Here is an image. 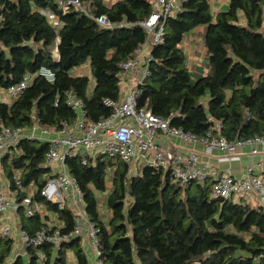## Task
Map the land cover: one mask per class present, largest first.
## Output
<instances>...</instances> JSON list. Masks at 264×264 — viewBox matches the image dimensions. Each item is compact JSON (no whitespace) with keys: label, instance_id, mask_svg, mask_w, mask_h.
<instances>
[{"label":"trees","instance_id":"trees-1","mask_svg":"<svg viewBox=\"0 0 264 264\" xmlns=\"http://www.w3.org/2000/svg\"><path fill=\"white\" fill-rule=\"evenodd\" d=\"M81 2L86 12L71 8L64 14L55 0H0V88L33 75L20 97L0 102V131L36 124L58 130L62 121L74 124L78 115L68 105L69 93L83 101L87 121L112 114L105 100H118L121 64L148 42L147 31L136 23L150 16L153 2ZM43 9L59 16V27ZM100 15L133 25L102 27L93 18ZM203 26L209 68L205 75L189 70L180 47L187 34ZM58 38L60 60L55 61ZM164 38L152 49L151 75L140 86L138 109L170 117L172 126L198 137L220 133L233 141L264 134V0H230L228 9L216 14L209 0H187L166 21ZM43 65L55 71V82L38 75ZM84 66L90 75L75 73ZM50 148V142L24 140L14 151L13 166L7 158L3 163L9 179L13 168L23 169L20 200L34 192L35 200L64 221L62 233H68L76 225L73 210L59 209L39 192L51 174L43 167ZM84 156L80 150L66 164L83 193L87 217L100 228L106 264H264L262 206L212 196L211 178L171 184L169 172L142 165L131 174V165L119 158L90 156L83 164ZM104 205L111 210L108 218ZM19 218L31 238L43 225L41 214L29 217L21 209ZM16 248L13 237L0 236V264H7ZM68 249L79 264L88 263L80 238H74L58 251L50 242L29 244L28 262L19 254L12 264H69Z\"/></svg>","mask_w":264,"mask_h":264},{"label":"built area","instance_id":"built-area-1","mask_svg":"<svg viewBox=\"0 0 264 264\" xmlns=\"http://www.w3.org/2000/svg\"><path fill=\"white\" fill-rule=\"evenodd\" d=\"M60 11L67 13L71 8L85 11L81 0H55ZM187 0H152L153 11L150 16L136 24L143 27L148 33L149 42L139 46L135 50V56L121 64L120 96L118 100L106 99L105 104L113 109L109 117L98 121H87L83 101L75 94H68V105L77 113L78 118L74 124L62 121V127L58 130L40 127L37 124L29 127H5L0 131V166L7 158L10 166H13L12 156L18 145L24 141L50 142L51 148L46 154V163L43 167L51 169L50 176L39 188L40 195L46 202L57 204L59 209L70 207L76 216L75 228L68 233H62L64 221L56 217L55 213L46 209L43 202L34 198V192L20 200L23 189V169L13 168L12 179L8 182L3 179L0 169V236L12 237L11 222L18 226L19 239L25 248L32 244L40 247L50 242L56 251L60 250L64 242H70L74 238L82 240L86 234L89 238L91 254L84 251L87 264H106L102 257L100 245V228L97 227L86 215L83 193L77 180L71 175L67 167V159L74 157L80 150L84 151L83 164H87L88 157H111L133 165V162H141V165L150 166L158 171L170 173V183L188 185L195 179L211 178L212 196L222 199H231L235 196L247 200L255 195L264 208V172L258 171L256 165H250L246 174L237 177L228 173H220L218 170L201 162L195 146L188 150L180 149L175 152L160 146L156 140L159 133L175 136L183 142L202 144L207 148L222 151L228 159L239 154L238 149L249 146L250 154L259 152L258 146L264 145V134L247 139L227 140L222 134H208L198 137L182 127L171 125V118L155 115L150 109L137 108V96L140 86L151 75L150 62L152 60L153 47L164 43V25L166 21L174 17L183 2ZM56 27L60 26L59 16L47 9L41 11ZM93 17V16H92ZM96 22L106 28L124 27L133 25L129 22L113 23L106 15L93 17ZM60 39L54 47V59L60 60L58 53ZM148 47L150 51L144 53ZM38 75L48 82L56 81L55 71L46 65L38 70ZM132 79V85L125 91L122 83ZM33 81V75L24 77L17 84L4 89L10 102L20 97L25 89ZM59 99L55 105L58 106ZM222 123L218 122L215 129L219 131ZM56 135H55V134ZM14 185V187H13ZM23 209L26 215L33 217L41 214L43 225L34 237H30L23 230L20 223L19 211ZM17 223V224H16ZM83 248V247H82ZM16 255L20 254L16 248ZM39 261L44 263L45 255L38 253ZM13 261V260H12ZM8 262L7 264H12ZM79 264V263H78Z\"/></svg>","mask_w":264,"mask_h":264},{"label":"crops","instance_id":"crops-1","mask_svg":"<svg viewBox=\"0 0 264 264\" xmlns=\"http://www.w3.org/2000/svg\"><path fill=\"white\" fill-rule=\"evenodd\" d=\"M117 1L119 0H105V3L109 4L110 6H113ZM209 2L211 4L213 12L216 14L221 11L227 10L229 7L230 0H209ZM206 31H207L206 26L198 27L195 30H193L191 33L187 34L184 37L182 43L180 44V47L184 50L185 54L187 55V66L189 70L202 72L204 75L209 72V68L206 66L208 62L207 48L205 47L204 44V37L206 35ZM148 51L150 50L148 47H146L144 49V53L146 54L148 53ZM85 67L87 68L85 73H81L83 67L76 69L75 73L90 75L88 66ZM132 83H133L132 79L126 80L125 83H122L124 86V90L126 91L128 89V86L132 85ZM0 102H7V103L10 102L4 89L2 88H0ZM156 140L160 146L166 149H171L175 152H178L180 149L186 151L189 148H191V146H195L200 161L209 164V166H212L222 174L228 173L237 177H241L246 174L247 168L253 163L256 165L258 171L264 172V145L258 146L259 152L256 153L255 155L250 154L251 148L249 146L239 148L238 149L239 154L235 155L231 159H228L225 156V154L218 149L207 148L204 147L202 144L194 145L192 143H186L175 136L159 133L156 137ZM140 166L142 165H139L138 167ZM138 167L131 165L130 172L131 171H133V173L136 172ZM0 169L2 171L3 179H5V181L8 182L7 172L5 166L4 165L2 166V162ZM112 185L113 182L111 181V179H109V181H107L108 189H111ZM244 201L249 203L253 207L261 206L260 201L255 195L250 196L247 200L244 199ZM84 235L85 237L81 240V245L84 251L91 254L89 238L86 234ZM67 255H68L69 264H78L73 249H68Z\"/></svg>","mask_w":264,"mask_h":264},{"label":"rangeland","instance_id":"rangeland-1","mask_svg":"<svg viewBox=\"0 0 264 264\" xmlns=\"http://www.w3.org/2000/svg\"><path fill=\"white\" fill-rule=\"evenodd\" d=\"M148 42H149V40H148ZM148 42H147V43H148ZM86 70H87V68L84 66L83 69H82V71H81V73H85ZM77 72H78V71H77ZM192 72H193V71H192ZM139 165H141V162H139V161H137V162H136V161L133 162V166L138 167ZM131 170H132V169H131ZM130 173L133 174V171H131ZM108 181H109V180H108ZM238 198H239V196H235V197H234L235 200H239ZM241 200L244 201L243 198H241ZM102 211L104 212L106 218H108L109 215L111 214V210H109V209L107 208L106 205L103 206V210H102ZM0 223H1L2 225H4L6 222H4V220H3V221L0 220ZM11 228H12V234L14 233V234L12 235V237L16 240L17 247L19 248L20 254L23 256V259H24L26 262H28L29 255H28L27 252H26V248H25L24 243H23L22 241H20V239H19L20 237H19V235H18V233H19L18 226H16L15 224H13V223L11 222ZM88 254H89V253H88ZM15 258H16V253L13 252V254H11V256L9 257L8 262H11V261L14 260ZM8 262H7V263H8Z\"/></svg>","mask_w":264,"mask_h":264},{"label":"water","instance_id":"water-1","mask_svg":"<svg viewBox=\"0 0 264 264\" xmlns=\"http://www.w3.org/2000/svg\"><path fill=\"white\" fill-rule=\"evenodd\" d=\"M197 264H199V263H197Z\"/></svg>","mask_w":264,"mask_h":264}]
</instances>
